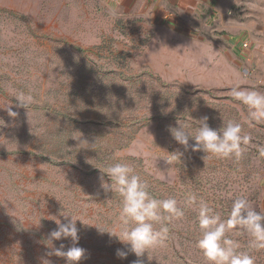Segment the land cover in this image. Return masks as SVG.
<instances>
[{
  "label": "rangeland",
  "instance_id": "1",
  "mask_svg": "<svg viewBox=\"0 0 264 264\" xmlns=\"http://www.w3.org/2000/svg\"><path fill=\"white\" fill-rule=\"evenodd\" d=\"M263 16L239 8L222 28L192 37L130 24L113 0H0V264H67L47 255L53 216L79 219L75 246L85 253L77 264H208L196 247L201 200L225 220L241 197L264 214V121H250L230 95L236 83L264 93ZM21 93L31 97L27 108L17 106ZM205 116L212 129L234 121L250 136L239 159L204 157L191 138L187 149L172 138L169 127L188 124L194 134L193 120ZM177 151L180 163H167ZM116 162L130 163L154 197L175 198L184 210L164 243L140 257L97 229L121 226L118 194L101 187L110 180L100 170ZM226 236L264 264L247 232ZM52 243L73 246L71 238Z\"/></svg>",
  "mask_w": 264,
  "mask_h": 264
},
{
  "label": "clouds",
  "instance_id": "2",
  "mask_svg": "<svg viewBox=\"0 0 264 264\" xmlns=\"http://www.w3.org/2000/svg\"><path fill=\"white\" fill-rule=\"evenodd\" d=\"M246 79V77H244ZM264 84V81H258ZM231 97L246 106L249 110L250 121H264V93L255 90L242 89L239 83L233 84L230 89ZM18 107H28L31 97L21 93L17 98ZM9 117L15 118L18 113L11 107L5 108ZM192 119V118H191ZM193 120V119H192ZM208 118L202 117L193 120L197 127L192 132L187 131L188 124H179V127H169L172 138L185 149L189 146V139L195 141L193 151H202L206 156H214L222 159H239L250 141V136L242 135V128L239 123L227 121L219 129H212L207 123ZM0 119V125H3ZM181 152L170 153L167 163L179 162ZM203 157V158H204ZM101 173L106 174L110 183L102 182L101 187L105 192H115L121 201L120 221L121 226L116 230H101L110 236H115L120 242L130 246V251L136 257L142 256L148 249L163 244L167 239L169 228L168 223L173 218H180L184 210L177 206L175 198L157 199L149 192V185L135 173L134 167L127 162H116L103 167ZM186 203L197 204L195 194H188ZM65 216H71L63 213ZM52 220L57 224V229L49 233L48 239L44 241L52 251L47 255L64 257L67 264H77L84 256L85 249L75 246L79 240L76 221L71 219L67 223H61L53 216ZM198 226L201 234L196 240V247L207 260L208 264H255L254 258L246 252H241L239 241L228 238L226 232L229 229L237 228L244 230L250 236L249 247L264 249V214L256 211L250 206L245 198H237L232 202L228 218L222 219L214 212L205 201L198 204ZM159 224L157 230L154 225ZM71 238L72 247L67 251L53 247L54 240ZM117 256L125 258L127 252L117 250ZM42 264H51L48 259H43ZM139 264V261L134 262Z\"/></svg>",
  "mask_w": 264,
  "mask_h": 264
},
{
  "label": "crops",
  "instance_id": "3",
  "mask_svg": "<svg viewBox=\"0 0 264 264\" xmlns=\"http://www.w3.org/2000/svg\"><path fill=\"white\" fill-rule=\"evenodd\" d=\"M113 1L123 9L126 14V22L130 24L135 23L136 26L139 25L143 29L152 27L176 29L175 33L192 37V33L188 34L191 30L205 31L214 27L222 28L226 19L227 21L230 19L227 18L229 14L239 8L247 13H263L264 15V0ZM258 17L260 16L258 15Z\"/></svg>",
  "mask_w": 264,
  "mask_h": 264
},
{
  "label": "built area",
  "instance_id": "4",
  "mask_svg": "<svg viewBox=\"0 0 264 264\" xmlns=\"http://www.w3.org/2000/svg\"><path fill=\"white\" fill-rule=\"evenodd\" d=\"M241 43L243 49H247L250 46L249 40L247 39H244Z\"/></svg>",
  "mask_w": 264,
  "mask_h": 264
}]
</instances>
